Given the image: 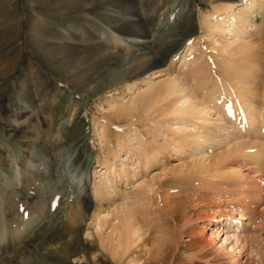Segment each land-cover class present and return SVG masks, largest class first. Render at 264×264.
Wrapping results in <instances>:
<instances>
[{
    "label": "bare ground",
    "instance_id": "obj_1",
    "mask_svg": "<svg viewBox=\"0 0 264 264\" xmlns=\"http://www.w3.org/2000/svg\"><path fill=\"white\" fill-rule=\"evenodd\" d=\"M184 1L169 7L162 30L189 10ZM202 1L211 6L193 7L198 33L164 68H157L155 37L113 19L98 31L114 37L125 67L90 113L95 171L76 182L64 178L59 188L66 193L49 212L3 216L0 207V264L37 262L33 235L69 199L76 205L66 232L84 223L98 255L117 264H264V0ZM93 6L84 12L91 15ZM13 168L21 178L17 160ZM217 195L232 197L231 207L195 218L192 212Z\"/></svg>",
    "mask_w": 264,
    "mask_h": 264
},
{
    "label": "rangeland",
    "instance_id": "obj_2",
    "mask_svg": "<svg viewBox=\"0 0 264 264\" xmlns=\"http://www.w3.org/2000/svg\"><path fill=\"white\" fill-rule=\"evenodd\" d=\"M174 2L0 0V207L3 216L9 211L19 215L28 209L49 212L55 197L66 193L59 188L64 178L76 182L84 173L95 171L98 151L92 144L90 113L105 98L109 84L111 88L118 86L119 75L125 67L124 55L115 52L114 37L106 40L97 33L108 31L113 19L131 25L140 35L155 37L153 50L157 51L161 63L157 68H164L169 56L176 49L184 48V39L199 31V25L192 19V10L197 5L207 9L211 6L210 1L185 0L189 10L182 13L174 27L162 30L165 15ZM89 5L95 6L91 15L84 12ZM15 160L23 169L21 178L13 168ZM22 182V186L14 189ZM28 190L32 198L26 197ZM231 198L214 196L206 206L192 213L195 218L202 213L213 215L223 206L231 207ZM72 200H64L55 217L45 220L33 235L32 244L39 250L34 264H117L108 255H98L97 243L85 237L84 223L77 224L71 233L66 232V215L76 205ZM87 211L90 213L92 209ZM198 221L202 225L209 220ZM254 226L257 230L260 228L259 224ZM182 239L185 243L189 236L184 234ZM182 250L180 257L185 258L187 253L183 254ZM77 253L87 257L74 260L72 255ZM63 254L66 257L62 259ZM91 254L99 258L93 260ZM181 262L184 260L177 264Z\"/></svg>",
    "mask_w": 264,
    "mask_h": 264
}]
</instances>
